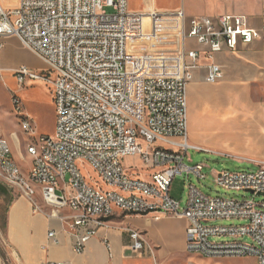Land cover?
I'll use <instances>...</instances> for the list:
<instances>
[{
	"label": "built area",
	"instance_id": "obj_1",
	"mask_svg": "<svg viewBox=\"0 0 264 264\" xmlns=\"http://www.w3.org/2000/svg\"><path fill=\"white\" fill-rule=\"evenodd\" d=\"M8 1L15 4L0 0V53L5 39L17 38L47 65L43 72L22 65L14 75L21 88L39 80L53 85L56 129L28 146V172L0 134V182L21 192L36 211L50 209L74 237L77 254L119 213L165 215L189 223V254L216 260L251 257L264 264V200L257 201L264 196V163L256 172L209 175L205 163H186L192 162L190 150H202L190 139L188 93L196 72L208 60L205 81L223 80L215 55L264 40V8L257 26L240 14L188 18L183 9L132 12L129 0ZM146 16L153 17L150 30ZM158 17L169 18L165 21L181 35L180 75L155 74L160 69L154 55L139 49L143 41L159 38ZM14 102L22 113L21 101ZM21 118L22 131L35 137L29 118ZM129 158L139 159L149 175L140 177V168L125 164ZM81 162L106 189L84 175ZM183 173L200 181L211 176L217 187L252 197H212L190 184L183 205L171 194ZM224 221L231 225H219ZM129 232L133 251L145 250L143 234ZM56 236L51 232L49 239L57 241ZM223 238L234 241H215Z\"/></svg>",
	"mask_w": 264,
	"mask_h": 264
},
{
	"label": "crops",
	"instance_id": "obj_2",
	"mask_svg": "<svg viewBox=\"0 0 264 264\" xmlns=\"http://www.w3.org/2000/svg\"><path fill=\"white\" fill-rule=\"evenodd\" d=\"M162 3L163 0H129V8L132 12L144 14L183 9L188 18L240 14L249 17L252 24L257 26L261 24L264 8V0H174L172 9L165 8ZM4 43L5 47L0 53V72L11 53L10 45L16 43L21 46L17 38H7ZM214 62L222 66L224 79L238 83V96L247 98L248 106H244L238 98V122L257 121L262 131L264 40L242 45L237 52L217 54ZM210 63L208 60L202 61L194 85L206 82V66ZM214 97L217 101L225 98L224 94ZM243 112L247 116L242 115ZM16 135L15 132L11 134L12 140ZM1 136L10 142L11 139L3 134ZM140 177L144 178L145 175ZM174 184L171 194L176 198ZM0 185L5 188L4 193H0V240L7 256L4 260L0 254V264H222L221 260H224L204 258L187 252L189 223L186 220L165 215L156 219V215L121 213L108 220L83 254H77L74 237L66 231V226L58 217L51 216L50 209L38 212L21 192L8 188L2 182ZM37 201L44 206L41 199ZM130 229L143 234L147 247L142 252H134L131 248ZM51 232H56L57 241L49 239Z\"/></svg>",
	"mask_w": 264,
	"mask_h": 264
},
{
	"label": "rangeland",
	"instance_id": "obj_3",
	"mask_svg": "<svg viewBox=\"0 0 264 264\" xmlns=\"http://www.w3.org/2000/svg\"><path fill=\"white\" fill-rule=\"evenodd\" d=\"M5 6L14 5L15 2L3 0ZM162 5L172 9L174 0H163ZM113 13L112 9L107 10ZM169 18L158 17L160 23L159 38L155 41H143L140 44L141 51L153 54L160 70L154 73L177 75L181 73V35L173 29L172 22L165 21ZM146 28L150 30L152 16H146ZM11 53L0 72V126L1 134L8 137L12 145L14 157L20 167L25 171L31 168L32 161L28 155V146L41 136L54 135L56 129V105L54 101L53 85L42 80L34 81L21 88L15 78V71L22 65H27L39 72L46 70L47 65L37 56L30 53L20 45H10ZM136 50V49H135ZM134 49L130 50V54ZM189 86V125L190 139L193 145L202 150L192 149L186 163L190 166L205 163L207 168L204 173L209 175L212 171L256 172L258 166L264 163V122L263 129L257 121L242 120L238 122V98L244 106L248 102L244 96H238V83L233 80L223 79L216 84L205 82L203 85ZM224 94L225 98L217 101L214 96ZM14 98L21 101L22 113L17 111ZM250 105V104H249ZM22 114L29 118L35 129V137L24 133L21 126ZM246 115V113H242ZM247 116V115H246ZM245 116V118H246ZM20 124V125H19ZM15 132L16 138L12 140L11 134ZM126 165H135L140 168L139 175L148 176L143 169V163L137 158H129ZM80 167L84 175L91 181L99 182L104 189L107 187L99 181L98 175L88 165L81 162ZM143 169V170H142ZM175 197L182 201L183 205L188 200L189 185L193 184L204 194L212 197L242 199L251 198V193L227 191L219 188L213 182L211 176L208 180L200 181L195 175L186 173L177 176L174 181ZM264 200V196H258L257 201ZM219 225L228 226L231 223L219 222ZM216 242L234 241L231 238L217 239ZM248 242V239L244 240ZM0 252L5 254L0 240ZM7 257V256H6ZM7 259V258H6ZM222 264H256L251 257L235 260H221Z\"/></svg>",
	"mask_w": 264,
	"mask_h": 264
},
{
	"label": "trees",
	"instance_id": "obj_4",
	"mask_svg": "<svg viewBox=\"0 0 264 264\" xmlns=\"http://www.w3.org/2000/svg\"><path fill=\"white\" fill-rule=\"evenodd\" d=\"M4 190H5V188L2 185H0V193H4ZM0 254L4 258V260H6V255L4 253H2V252H0Z\"/></svg>",
	"mask_w": 264,
	"mask_h": 264
}]
</instances>
